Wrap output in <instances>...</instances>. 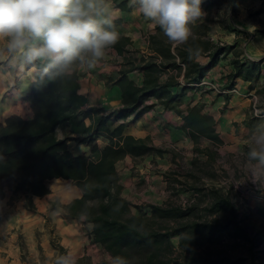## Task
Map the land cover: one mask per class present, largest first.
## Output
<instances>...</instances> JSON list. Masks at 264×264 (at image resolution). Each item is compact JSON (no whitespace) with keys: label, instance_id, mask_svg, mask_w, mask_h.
I'll list each match as a JSON object with an SVG mask.
<instances>
[{"label":"trees","instance_id":"1","mask_svg":"<svg viewBox=\"0 0 264 264\" xmlns=\"http://www.w3.org/2000/svg\"><path fill=\"white\" fill-rule=\"evenodd\" d=\"M226 2L203 0V4L215 7ZM113 3L123 10H132L129 0H113ZM236 9V4H232V15ZM119 21V18L115 20V26ZM224 21L208 16L193 26L195 39L180 47L172 46L157 27L149 34L150 53L137 54L139 49H129L131 37L120 34L112 48L123 55V60L109 83L119 87L122 105L113 110L88 104V97L79 90L80 72L68 81L41 87L31 83L23 98L29 102L33 116L24 118L13 113L0 122V196L5 189L13 194L22 193L26 205L34 209V196L51 191L49 180L67 179L82 194L62 204L63 208L70 218L88 223L93 242L111 256H123L130 264H245L248 260L257 264L261 232H255L246 223L231 191L194 186L197 190H207L209 218L196 212L199 205L195 202L186 206L148 203L135 206L134 211L131 201L122 193L124 186L117 167L128 155L138 158L164 152L149 137L125 134L128 125L157 104L175 110L182 119L180 127L195 144L200 136L214 144L223 142L214 115L204 111L202 104H188L185 108L180 104L188 90L198 85L228 49H235L233 44L221 43L210 35L214 24ZM190 48L197 50L199 56H207V61L190 56ZM240 54L236 50L231 59L224 89L233 88L237 80L249 82L251 87L260 80L262 61L243 58ZM134 71L142 73L141 82L130 75ZM175 86L181 87L179 91L173 89ZM152 98L156 101H151ZM129 117L132 118L128 120ZM99 139L104 143L99 144ZM70 140L87 145L89 151L75 153ZM86 203L89 216L81 220L79 214ZM157 221L168 224L157 227L154 225ZM176 236L179 245L189 253L173 255ZM225 240L232 244L227 247L223 244ZM201 241L209 244L207 249L190 248L192 243ZM53 244L59 254H65L63 245L55 241ZM78 264L92 263L89 256L83 255L78 258ZM98 264H108V260Z\"/></svg>","mask_w":264,"mask_h":264},{"label":"rangeland","instance_id":"2","mask_svg":"<svg viewBox=\"0 0 264 264\" xmlns=\"http://www.w3.org/2000/svg\"><path fill=\"white\" fill-rule=\"evenodd\" d=\"M234 3L237 9L232 15L230 10ZM210 14L214 18L225 20L224 23L214 24L215 28L212 32L215 40L227 45L233 44L235 49L229 48L225 56L215 65L216 67L214 66L216 69L211 77V84L201 90L188 91L180 107L185 108L195 98L194 96L204 107L219 101L218 110L221 115H217L216 128L220 133L222 132L223 142L214 144L209 138L200 136L196 145L194 139L180 127L179 123L170 121L161 125L153 131L156 137L151 135L156 141H153L151 136L149 138L152 143L163 148L164 152L118 162L121 182L125 186L122 193L131 201L134 211L135 206H145L148 203L186 206L195 202L199 205L196 212L209 218L210 214L206 209L207 190H197L194 186L204 188L213 186L229 190L237 200L246 223L255 232H261L262 243L258 247L260 256L257 258V264H264V189L246 181L247 177L241 173L235 154L237 147L243 145L253 127L264 120V0H227L222 6L211 9ZM241 23H245L249 30L241 31L242 29L237 26ZM236 50L241 52L240 56L243 58L262 61L261 77L253 87L249 82L237 80L233 88L224 89L227 74L232 67L231 59ZM111 54L110 51L105 61L113 58ZM110 78L108 77L106 82ZM234 88L236 90H233ZM59 135H63L61 130ZM98 142L103 144L104 140L99 139ZM69 145L75 153L89 151L87 145L76 140H70ZM209 154L213 157L211 158ZM53 181L57 180L50 182ZM58 182V185L64 189L75 185L67 179ZM52 207L54 209L62 207L59 199L51 202ZM72 220L79 226L84 239L83 255L89 256L92 264L108 260L111 255L101 245L93 242L89 224ZM162 224L168 222L154 223L157 227ZM55 242L60 244L58 237L55 238ZM173 242L174 256L190 252L179 245L178 236L173 238ZM224 242L227 247L232 244L226 240ZM208 245L207 242L201 241L192 243L190 248L205 250ZM245 264L252 263L248 260Z\"/></svg>","mask_w":264,"mask_h":264},{"label":"clouds","instance_id":"3","mask_svg":"<svg viewBox=\"0 0 264 264\" xmlns=\"http://www.w3.org/2000/svg\"><path fill=\"white\" fill-rule=\"evenodd\" d=\"M202 3L129 0V7L149 28L158 27L172 46L180 47L195 39L192 28L206 16ZM119 16L113 0H0V61L37 87L71 80L107 59L119 39L114 23ZM188 51L192 57L199 56L197 50ZM235 154L246 181L264 189V120L253 127ZM79 215L81 220L88 218L87 203ZM53 264H78V256L57 254ZM108 264L130 262L117 255L109 256Z\"/></svg>","mask_w":264,"mask_h":264},{"label":"crops","instance_id":"4","mask_svg":"<svg viewBox=\"0 0 264 264\" xmlns=\"http://www.w3.org/2000/svg\"><path fill=\"white\" fill-rule=\"evenodd\" d=\"M214 7L202 3L206 16L196 24L205 21L208 16L212 17L210 10ZM119 9L120 21L115 26L119 35L124 34L131 37L132 44L129 45V49H139L140 52L137 54L150 53L148 38L154 29L149 28L148 22L142 16L134 14L133 10ZM237 26L242 30H249L245 23L237 24ZM210 35L215 40L214 33L211 32ZM111 52L113 58L110 61H102L94 69L80 71L79 90L88 97L89 105L107 106L113 110L122 105L121 91L118 86L110 84V80L108 82L106 80L108 77L110 78L111 74L112 77L117 74L123 55L114 48L111 49ZM131 53L132 51L125 52L126 55ZM198 59L205 62L208 57L200 55ZM215 67L208 71L195 88L188 91L194 92L207 87L206 81H210L213 77ZM130 75L137 82H141V72L134 71ZM165 78L166 76H163V79ZM180 79L182 80V75ZM31 83L30 78L18 76L13 69L7 66L5 61H0V122H3L7 116L13 113L24 118L33 116L29 102L23 98V95L30 89ZM180 86H175L173 89L179 91ZM194 97L189 104L198 103L199 100L196 99V96ZM151 101H156V98H152ZM219 107V101H216L214 104L205 105L204 111L213 114L217 119L221 115L220 110H218ZM130 118L132 117H129L128 120ZM170 121L182 123L181 117L175 110L157 104L128 125L125 134L129 133L142 138L154 136L153 131ZM140 126L143 128H139ZM152 136L153 141H156ZM124 159L128 161L132 157L128 155ZM61 179L63 178L49 180L48 185L51 191L42 196H34V209H30L26 205L24 194H13L8 189L4 190V194L0 196V264H53L54 257L59 254L53 244L56 237H58V242L65 247L67 253L72 252L78 258L83 255L84 239L77 223L70 218L63 206L59 209L51 208V202L56 199L64 204L82 194L75 185L67 189L59 186L58 181ZM52 180L57 181L50 182ZM123 190H125V186Z\"/></svg>","mask_w":264,"mask_h":264},{"label":"built area","instance_id":"5","mask_svg":"<svg viewBox=\"0 0 264 264\" xmlns=\"http://www.w3.org/2000/svg\"><path fill=\"white\" fill-rule=\"evenodd\" d=\"M206 83L211 84L210 81H206ZM214 87L216 88V86H214ZM233 90H236V88H234Z\"/></svg>","mask_w":264,"mask_h":264}]
</instances>
